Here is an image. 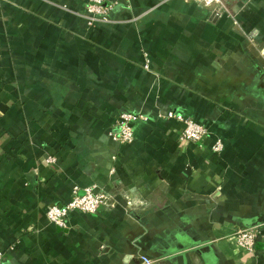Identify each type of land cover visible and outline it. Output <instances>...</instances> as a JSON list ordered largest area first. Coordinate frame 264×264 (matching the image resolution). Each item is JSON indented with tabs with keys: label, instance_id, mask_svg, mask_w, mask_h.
<instances>
[{
	"label": "crops",
	"instance_id": "1",
	"mask_svg": "<svg viewBox=\"0 0 264 264\" xmlns=\"http://www.w3.org/2000/svg\"><path fill=\"white\" fill-rule=\"evenodd\" d=\"M87 3L0 0V264H264V0H107L94 27ZM75 187L116 207L60 228Z\"/></svg>",
	"mask_w": 264,
	"mask_h": 264
},
{
	"label": "built area",
	"instance_id": "2",
	"mask_svg": "<svg viewBox=\"0 0 264 264\" xmlns=\"http://www.w3.org/2000/svg\"><path fill=\"white\" fill-rule=\"evenodd\" d=\"M107 0H87L85 8V19L88 27H94L98 23L108 21L112 7L105 6ZM204 6H213L221 3V0H202ZM146 70H150L149 63L145 65ZM167 117L176 119L185 124V129L181 135V139L187 142L198 143L208 135V130L205 125L195 122L192 119L184 118L180 114L168 112ZM138 117L133 113L124 111L116 119L114 123V131L110 132L109 137L114 143L119 145H129L134 141V124L138 121ZM223 143L217 141L213 146L214 152H221ZM50 163L54 159L49 160ZM116 205L110 194L101 191H96V187H86L83 194H79L78 187L73 190L71 201L64 207L50 206L47 209V217L54 225L60 228H66L68 225L67 218L72 212H80L83 214H96L101 209H114ZM127 207L132 208V202L127 203ZM260 234L258 227L248 228L240 231L237 235L239 246L253 251L255 242ZM1 257V254H0ZM140 264H160L148 256L139 257Z\"/></svg>",
	"mask_w": 264,
	"mask_h": 264
},
{
	"label": "rangeland",
	"instance_id": "3",
	"mask_svg": "<svg viewBox=\"0 0 264 264\" xmlns=\"http://www.w3.org/2000/svg\"><path fill=\"white\" fill-rule=\"evenodd\" d=\"M203 3V2H202ZM204 5V4H203ZM205 7H207V6H205ZM209 8L211 7V6H208Z\"/></svg>",
	"mask_w": 264,
	"mask_h": 264
}]
</instances>
